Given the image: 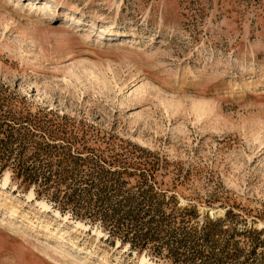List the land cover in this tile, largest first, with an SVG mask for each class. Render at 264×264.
Masks as SVG:
<instances>
[{
  "label": "rangeland",
  "instance_id": "374dc122",
  "mask_svg": "<svg viewBox=\"0 0 264 264\" xmlns=\"http://www.w3.org/2000/svg\"><path fill=\"white\" fill-rule=\"evenodd\" d=\"M0 96L264 239V0H0ZM58 262L171 264L4 169L0 264Z\"/></svg>",
  "mask_w": 264,
  "mask_h": 264
},
{
  "label": "trees",
  "instance_id": "16d2710c",
  "mask_svg": "<svg viewBox=\"0 0 264 264\" xmlns=\"http://www.w3.org/2000/svg\"><path fill=\"white\" fill-rule=\"evenodd\" d=\"M45 116L0 96V172L9 169L36 197L171 264H264V239L257 231L245 223L222 229L223 220L196 219L194 209L177 207L172 194L166 197L153 185V172L136 174L123 158L104 156L66 124Z\"/></svg>",
  "mask_w": 264,
  "mask_h": 264
},
{
  "label": "bare ground",
  "instance_id": "6f19581e",
  "mask_svg": "<svg viewBox=\"0 0 264 264\" xmlns=\"http://www.w3.org/2000/svg\"><path fill=\"white\" fill-rule=\"evenodd\" d=\"M114 34L119 35L117 32H114ZM58 264H65V263L58 262Z\"/></svg>",
  "mask_w": 264,
  "mask_h": 264
}]
</instances>
